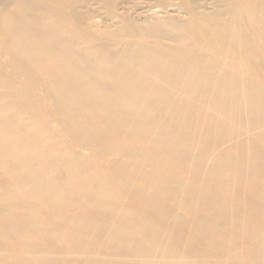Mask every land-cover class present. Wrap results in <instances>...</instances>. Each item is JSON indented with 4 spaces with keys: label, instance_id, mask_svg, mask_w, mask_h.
I'll return each instance as SVG.
<instances>
[{
    "label": "bare ground",
    "instance_id": "obj_1",
    "mask_svg": "<svg viewBox=\"0 0 264 264\" xmlns=\"http://www.w3.org/2000/svg\"><path fill=\"white\" fill-rule=\"evenodd\" d=\"M184 2L0 0V247L264 264V0Z\"/></svg>",
    "mask_w": 264,
    "mask_h": 264
},
{
    "label": "rangeland",
    "instance_id": "obj_2",
    "mask_svg": "<svg viewBox=\"0 0 264 264\" xmlns=\"http://www.w3.org/2000/svg\"><path fill=\"white\" fill-rule=\"evenodd\" d=\"M200 2H201V6H207V7L211 8L213 6L214 0H200ZM184 3H185L184 0H165V7H161L160 4H158L157 2L155 3V2H149L147 0H135V3L122 5L120 7L119 12H124V13L129 12L131 14L146 12V13L150 14V16L155 15V16H159V17L165 16L166 14H173V15H177L180 18H185L187 13L184 10V8L186 6ZM181 10H182V12H181ZM164 41L170 45H176V43L168 42L165 39H164ZM131 178H133V177H131ZM181 212L183 215L185 214V216H188L183 211H181ZM188 218H190V216H188ZM43 231L44 232L46 231L45 228L42 227L38 221H34L31 224L30 231H28V232H29L30 236L31 235L34 236V234H41V233H43ZM184 235L185 234H183L181 232V237H184ZM89 237L93 239L92 235H90ZM134 239H135V241L142 240L141 234H136L132 238V240H134ZM193 247L197 248V250L200 253L207 252V251L210 252L206 246H204L200 243H197V242H195L193 244ZM51 252L55 257L60 259L61 262H59V264H69V262L72 259H74V257L76 256V254L74 252H68L67 249L63 245H57L54 249L51 250ZM10 253H15L19 256H22L25 264H30L31 258L35 255V252L30 251L29 249L28 250H22V249L15 248V247H13V248H11V247L8 248V247H4V246L0 247V255H4V254L7 255ZM205 254H207V253H205ZM118 257L120 259H123V261H124L123 263H126V264H141V259L136 256V254L134 253V250L131 249L130 247H127L126 249H120V251L118 253ZM199 259H201V257ZM117 264H120V263H117Z\"/></svg>",
    "mask_w": 264,
    "mask_h": 264
}]
</instances>
